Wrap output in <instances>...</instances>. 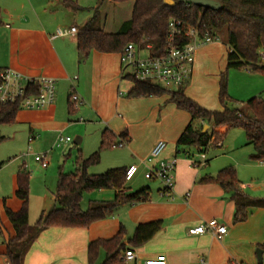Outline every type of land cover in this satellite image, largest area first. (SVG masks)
<instances>
[{
    "label": "crops",
    "instance_id": "crops-1",
    "mask_svg": "<svg viewBox=\"0 0 264 264\" xmlns=\"http://www.w3.org/2000/svg\"><path fill=\"white\" fill-rule=\"evenodd\" d=\"M80 1L0 0V69L11 68L28 76L52 77L56 87L52 104L41 109H19L13 124L16 129L27 135V142L29 137L33 138L31 143L37 138L55 133L58 128L67 127V114L85 116L88 119L87 125L77 129L78 133H82L81 138L76 137L80 138V141L84 139L89 128L95 129L98 134L107 128L116 136L126 130L129 140L122 147L111 148L115 153L114 157L109 159L108 169L137 165L138 170L131 180L126 181V187L130 191L148 187L149 198L132 206L120 207L112 216L97 221L88 228L50 227L43 230L26 250L22 264H87L88 243L94 239H108L114 236L120 225L125 230L122 242L135 254L133 264H143L145 259L159 254L166 256L167 264H200L201 258L206 264H260L256 249L264 243V208L248 207L246 218L234 222L236 205L232 198L233 192L225 190L215 182H201L200 179L215 176L225 167L199 169L192 165L194 152L191 146L176 150L177 138L188 124L189 114L178 109L170 101L168 94L128 96L132 83L121 75L119 53L91 51L88 57L79 63L76 34L54 36L57 28L78 29L92 17L93 8H96L99 2L87 4L90 0H85L86 3ZM106 2L113 5L120 2L103 0L97 10L101 29L114 33L130 16L119 22L115 28L107 30L106 16H100V8ZM75 4L78 8L74 7ZM78 10L88 12L81 16L80 24L74 20ZM69 17H72V20L67 21ZM226 55V46L223 44L212 42L199 47L195 53L191 76L180 86L188 98L205 109L222 110V107L216 109L213 105L204 104L194 95V89L197 86L201 89L202 69L211 66L214 59L219 61V71L226 67ZM230 72L228 75L232 88L235 86L238 89L237 94L233 96L235 100L241 101L242 107H245L246 101L251 97L260 96L264 99V72L254 73L246 69L239 77L238 84L234 83V86ZM218 73L216 71L214 76H207L211 84L218 81ZM72 87L81 104L70 112L68 96ZM198 124L197 122L196 125ZM159 140L166 143L162 158L177 159L173 171V198L161 194L163 185L160 181L151 186L147 181L155 179L149 176L145 159L152 146ZM119 149H122L121 153L116 152ZM195 149L198 152L204 151L208 165L207 146L202 150ZM3 163L4 161L0 162V168L4 167ZM90 173H99V170L92 169ZM16 174L15 168L6 179L0 180V264H9L5 255L6 244L14 237V229L5 215L4 208L17 211L21 206V201L15 195ZM239 182L240 191L246 196L244 191L249 189V183L242 184L244 189H241V181ZM35 191L37 190H34V185L29 181V197L30 194L32 197ZM186 193H189V196L185 200ZM113 194L114 191L110 189L92 191V198L88 201L110 200ZM39 195L42 200L38 203L29 198V223H32L31 215L40 216L57 205L52 188L50 193L43 190ZM84 195L85 193L82 200ZM81 208L84 209L82 205ZM211 219H216L226 226L227 231L221 238H216L210 233H188L191 227ZM154 220L162 221L160 230L144 244L138 247L130 246L128 241L136 225ZM104 258L105 253L101 251L97 264L102 263Z\"/></svg>",
    "mask_w": 264,
    "mask_h": 264
},
{
    "label": "trees",
    "instance_id": "trees-1",
    "mask_svg": "<svg viewBox=\"0 0 264 264\" xmlns=\"http://www.w3.org/2000/svg\"><path fill=\"white\" fill-rule=\"evenodd\" d=\"M114 3L128 0H111ZM218 9L195 5L191 2H176L168 5L164 0H132L130 18L123 22L117 32L107 33L98 23V6L93 8L92 17L76 32V50L80 61L86 59L91 51L120 53L127 43H152L155 48L163 47L167 37V26L171 18L180 19L184 24L198 25L210 34L220 37L226 46V68H245L254 73L264 72L259 62L260 52H264V0H215ZM75 8L78 6L75 4ZM132 86L128 91L131 97H149L168 94L175 106L186 111L190 120L176 141V150L194 146L202 150L211 140L221 141L228 129L241 127L247 144L254 149L252 158L264 159V99L254 96L246 101L244 108L234 107V99L227 92V79L220 77L218 100L222 110H209L188 98L182 88L165 89L157 84L139 81L129 76ZM68 109L73 112V104L68 96ZM18 102L0 105V125L13 123ZM199 123L196 125V123ZM208 125L204 133L202 129ZM0 136V140L3 139ZM126 130L119 135L105 128L101 134L100 146L87 157L76 161L74 171L58 173L55 190L56 207L43 213L31 225L28 221L29 172L21 166L16 174V197L21 201L20 209L13 211L4 208L5 215L14 229V237L6 244V258L9 264H22L23 256L32 242L45 229L50 227L88 228L91 224L106 219L120 207L132 206L147 201L149 188L130 191L126 187V167H113L101 174H89L87 169L100 161L102 147H122L128 142ZM215 144L214 142H212ZM201 182H215L227 191H232L236 211L234 222L246 218L248 207L264 208V200L250 199L240 191V182L233 167L222 168L215 176L200 179ZM110 189L114 191L110 200H90L86 209L81 208L83 194L86 192ZM162 226L161 220L137 224L128 243L138 247L147 242ZM125 234L120 225L118 232L108 238H98L87 245V264H97L101 251L105 258L100 264H122V253L127 246L122 242ZM264 249V243L259 245ZM262 264V263H261Z\"/></svg>",
    "mask_w": 264,
    "mask_h": 264
},
{
    "label": "rangeland",
    "instance_id": "rangeland-1",
    "mask_svg": "<svg viewBox=\"0 0 264 264\" xmlns=\"http://www.w3.org/2000/svg\"><path fill=\"white\" fill-rule=\"evenodd\" d=\"M80 2L86 3L87 1L81 0ZM97 2L99 1L90 0L87 4H97ZM131 8V0L120 2L116 5L108 2L104 3L100 8V16H106V29L111 30V28H115L119 22L125 18H129ZM86 13H88L87 10L76 11L74 20H76L77 24L82 22L81 16ZM70 20H72V17H69L67 21ZM222 35L223 34H220V37H218V39L214 42L223 44L221 39ZM77 61L79 63L81 62L79 59ZM211 64V66H206L202 69L203 80L200 85L201 89L197 86L194 89V95L204 104L213 105L215 106L214 108L220 109L222 106L218 100L219 78L223 76L225 80L227 79V92L231 98H234L233 95L238 92L234 83L238 84L240 79L239 77L243 75L242 73L246 69H227L224 66L221 71H219L220 66L217 59H214ZM216 71L219 72L217 75L218 81H216L215 84H211V81L210 79H207V76H214V72ZM229 71H231L230 78L231 82H233V88L232 83H230L229 80ZM240 102L241 101L235 100L234 98V103L232 104L234 107L244 108ZM75 118H82L83 121H85L80 123L77 119L75 120ZM87 120L88 119L85 116L76 117L75 114H67L65 119L67 127L58 128L57 131L51 135L43 138H37L30 143V145H28L27 142V135H24L23 132L16 129L13 123L0 125V136L4 137L0 140V162L4 161V167L0 168V180L6 179L13 169L16 168L18 171L21 166H24L29 172L30 184L32 183L34 185V190H37L34 192L32 197L30 194L29 198H31V201L34 203L40 202L42 200V196L39 194L43 193V190L50 193L52 188L53 192H55L59 171L61 170L63 173L74 171L76 161L79 158L87 157L91 152L100 146L102 132L98 134L95 129L92 128H89L85 132V137L80 141V143L74 142L76 137H82V133H78L77 129L79 126L87 125ZM60 134L62 136H69L71 138V142L69 144H63L59 147L56 146V139ZM213 142L216 143L218 141L214 140ZM220 143L221 145L208 143L206 155L207 159H209V164H205L204 166H199L197 168L204 170L205 168H211L214 166H219L218 168L231 166L235 169L236 176L241 181V189H244L242 184L249 183V189L244 191L246 193V197L254 200H264V159L257 160L252 158L254 149L251 144L246 145L247 139L243 129L241 127L228 129L223 135ZM191 148L194 152V160L200 161L201 152H198L194 146H191ZM121 150L122 149H119L116 152L121 153ZM114 153L115 151L111 148L102 147L100 151V161L97 164L90 166L87 172H89V174H101L105 172L108 169L107 164L109 159L114 157ZM44 154L46 160L48 161L46 168H42L41 165L34 159L36 155ZM92 169L99 170V173H90ZM147 181L150 186L159 182L157 179H148ZM90 193L91 192H86L82 200L81 205L84 209L88 206V200L92 198ZM38 217L39 215H35L33 217L31 215L30 218L32 223L29 224L33 225L37 221ZM101 256H103V254H101Z\"/></svg>",
    "mask_w": 264,
    "mask_h": 264
},
{
    "label": "built area",
    "instance_id": "built-area-1",
    "mask_svg": "<svg viewBox=\"0 0 264 264\" xmlns=\"http://www.w3.org/2000/svg\"><path fill=\"white\" fill-rule=\"evenodd\" d=\"M77 28H57L54 36L62 37L68 34H76ZM218 38L208 30L198 25L184 24L180 19L171 18L167 26V37L163 47L155 48L152 43H127L119 53L120 70L122 77L129 76L139 81L157 84L165 89H178L187 82L192 73V67L196 50L204 45L216 41ZM259 62L264 65V52L259 54ZM55 79L47 76H28L11 68L0 69V105L8 102H18L19 109H41L53 103L55 98ZM70 101L73 109H76L81 100L70 89ZM83 121L82 118L78 119ZM32 137L28 138L31 143ZM71 142L69 136L61 134L56 139V146ZM211 140L209 143H212ZM221 145L220 141L215 143ZM30 148V147H28ZM166 143L157 141L151 148L145 163L148 164L149 176L159 180L163 188L161 194L173 198L174 177L173 171L177 159L162 158ZM201 160H193L194 167L206 164L204 151H200ZM42 167H46L48 161L44 155L34 157ZM138 166L130 165L125 171V181H129L136 174ZM189 193L184 195L186 200ZM227 231L224 224L216 219L203 222L188 229L190 235L210 233L216 238H221ZM135 254L132 249H126L121 256L122 264H133ZM143 264H167L166 256L159 254L145 259ZM200 264H206L200 259Z\"/></svg>",
    "mask_w": 264,
    "mask_h": 264
},
{
    "label": "water",
    "instance_id": "water-1",
    "mask_svg": "<svg viewBox=\"0 0 264 264\" xmlns=\"http://www.w3.org/2000/svg\"><path fill=\"white\" fill-rule=\"evenodd\" d=\"M186 1L191 2L195 5L209 7L211 9H218L220 7V4L215 0H164L166 4L171 5V6L174 5L176 2H186ZM207 128H208V125H204L201 133H204L207 130ZM74 142L80 143V138H76ZM262 253H264V249L262 248L256 249V256L260 264L262 263Z\"/></svg>",
    "mask_w": 264,
    "mask_h": 264
}]
</instances>
